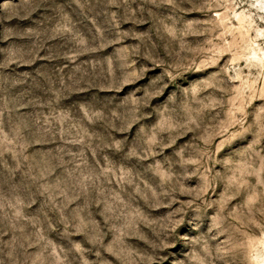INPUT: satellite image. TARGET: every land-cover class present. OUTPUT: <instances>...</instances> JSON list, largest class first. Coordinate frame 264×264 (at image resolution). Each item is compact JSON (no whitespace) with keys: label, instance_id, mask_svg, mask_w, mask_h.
Instances as JSON below:
<instances>
[{"label":"rangeland","instance_id":"374dc122","mask_svg":"<svg viewBox=\"0 0 264 264\" xmlns=\"http://www.w3.org/2000/svg\"><path fill=\"white\" fill-rule=\"evenodd\" d=\"M0 264H264V0H0Z\"/></svg>","mask_w":264,"mask_h":264}]
</instances>
